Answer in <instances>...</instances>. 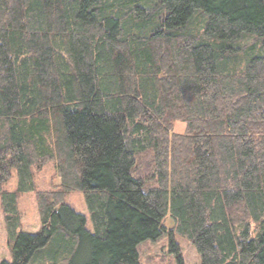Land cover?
Masks as SVG:
<instances>
[{"label":"trees","instance_id":"obj_1","mask_svg":"<svg viewBox=\"0 0 264 264\" xmlns=\"http://www.w3.org/2000/svg\"><path fill=\"white\" fill-rule=\"evenodd\" d=\"M0 210L1 264H264V0H0Z\"/></svg>","mask_w":264,"mask_h":264},{"label":"rangeland","instance_id":"obj_2","mask_svg":"<svg viewBox=\"0 0 264 264\" xmlns=\"http://www.w3.org/2000/svg\"><path fill=\"white\" fill-rule=\"evenodd\" d=\"M197 15L194 16V18ZM184 125L177 123L174 126L175 134H182ZM34 183L38 190H49L58 185L59 180L54 178V170L51 164H46L42 168L34 170ZM16 187V176L13 174L12 179L5 186L7 191H12ZM67 204L71 205L76 212L83 214L87 218L88 229H91L87 208L84 203L82 193H73L67 199ZM19 211L21 214V231L29 234H36L40 230L37 206L32 193H25L19 200ZM166 232L155 242H148L140 246L139 256L142 263L150 259V264H176L168 253V235L167 232L171 227V222L167 219L164 222ZM174 241L179 246L180 255L185 264H200L199 258L194 248L184 239L175 236ZM11 262V256L7 247V238L4 230L3 215L0 210V264ZM149 264V263H147Z\"/></svg>","mask_w":264,"mask_h":264}]
</instances>
